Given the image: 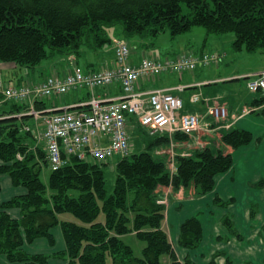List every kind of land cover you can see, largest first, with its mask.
Instances as JSON below:
<instances>
[{"label":"trees","instance_id":"trees-1","mask_svg":"<svg viewBox=\"0 0 264 264\" xmlns=\"http://www.w3.org/2000/svg\"><path fill=\"white\" fill-rule=\"evenodd\" d=\"M119 25V38L149 41L167 31L177 37L201 27L207 40L233 34L231 43L236 52L264 51V0H0V62L35 69L45 60L56 58L80 61L111 45L109 30ZM80 64L76 65L82 67ZM85 69L90 70V66L85 65ZM262 96L251 106L262 107L252 114L264 117ZM83 98L78 103L89 98L88 94ZM1 99L4 96L0 94ZM39 102L37 109L42 107L43 112L46 104ZM5 103L12 107L0 106V176H9L16 188L27 190L26 195L1 206L0 256H5L8 264H49L51 258L68 264H165L164 258H169L170 264H193L189 258L184 262L178 259L163 227L166 207L158 201L168 189L176 194L193 188L197 197L207 195L213 191L216 177L233 167V155L227 149L247 146L254 138L244 129H227L221 132L220 144L214 141L210 147L178 155L173 170L149 152L118 160L114 190L109 195L103 169L74 156L66 155V165L56 171L50 169L48 183L44 182V168L24 147L25 137L19 132L17 117L21 110L13 106L20 103ZM189 137L193 136L176 133L180 141ZM18 154L23 158L17 159ZM252 186L264 188V180ZM222 202L216 198L214 203L224 205ZM13 208L19 209L20 220L7 213ZM66 215L72 220L63 219ZM223 225L243 241L231 218L225 217ZM56 227L64 236L63 252L30 255L25 251L26 245L38 239L55 246L52 229ZM130 238L142 243L140 255L126 242ZM203 239V227L197 218L181 225V248L196 250ZM228 264H232L229 259Z\"/></svg>","mask_w":264,"mask_h":264},{"label":"built area","instance_id":"built-area-1","mask_svg":"<svg viewBox=\"0 0 264 264\" xmlns=\"http://www.w3.org/2000/svg\"><path fill=\"white\" fill-rule=\"evenodd\" d=\"M113 47V64L98 71L74 64L63 76L53 75L21 88L7 85L0 75V94L5 101L23 103L32 99L36 102L61 98L72 91L88 94L89 98L77 105L59 111H45L42 141L54 171L66 165V155L77 157L80 161L94 159L100 163L127 156L131 150L133 122L150 134L169 132L195 136L210 130L212 124L226 120L227 109L224 106L210 105L203 98L201 89L204 83L143 91L139 87L142 81L162 75L193 74L200 68L219 64L220 56L182 55L164 60L146 57L138 65H132V51L127 39H116ZM117 84L121 87L122 96L104 99L96 95L98 91ZM246 85L250 92H261L264 96V71L254 78L248 77ZM189 88L197 90L190 95L191 105H205V113L180 114L184 109L181 94ZM29 114L33 115L32 112Z\"/></svg>","mask_w":264,"mask_h":264},{"label":"crops","instance_id":"crops-1","mask_svg":"<svg viewBox=\"0 0 264 264\" xmlns=\"http://www.w3.org/2000/svg\"><path fill=\"white\" fill-rule=\"evenodd\" d=\"M141 43L138 46L143 47ZM111 52L113 54V50ZM112 54L111 58H109L110 53H105L106 58L104 61H95L94 57L98 58L97 54L87 55L82 58L84 60L81 59L80 61L84 65L90 66L91 71H95L97 65L98 67L111 66V62L113 61ZM146 57L157 58V55L156 53L147 55L144 50L136 47L133 50V56L131 54L130 62L132 65H138ZM80 61H76L73 57L60 58V61H56L54 66L65 63L66 68H60L62 70L60 75L63 76L74 64L76 65L77 62L78 64L81 63ZM17 67L15 64L14 67L0 65V74L3 70L11 71ZM168 75L167 77L162 75L150 81H142L139 87L143 91L204 83L205 85L201 89L203 98L209 101L208 103H211V105H224L229 110L227 119L221 123L216 131L224 132L227 129L236 127L251 132L254 137L253 141L247 146H243L237 150L229 148V152L233 155V167L226 173L219 174L216 177L215 187L207 195L195 197L191 194L192 191L187 189H181L176 194L172 193L170 189L163 193L164 196H167L163 201L166 207V217L163 227L173 244L178 259L184 262L185 259L189 258L193 264H211L213 259H215V264H228V259L232 264H264V234L262 232L264 228V192L252 186L264 180V117L252 114L253 111L260 110V108L251 106L253 100L249 101V103L245 101L243 106L235 108L233 106L234 103L228 102L226 97L218 96V94L211 95L209 93L210 90H205L211 84L205 82L207 79L202 78V74H188V77H185L183 74L178 75L179 78H177V74ZM196 91L194 88H189L181 94V97L186 96L189 101L190 95ZM212 93H216V91H212ZM122 94L121 87L118 84L110 89L96 93L97 96L104 99L122 96ZM86 95V92L72 91L68 96L66 95L60 99L47 100L45 102L46 109L50 110L53 107L62 108L74 105L82 97L85 98ZM28 102H33V100H29ZM184 109L180 112L181 115L202 113L204 107L202 105L197 107L190 106V109H186V112H184ZM258 139H260L259 142L257 141ZM0 184L2 188L0 192V211L2 204L15 197L27 194L25 188H16L11 178L7 175L0 176ZM258 192H262L260 193L261 198H259ZM216 198H220L223 201L234 199L235 202L228 210H224L215 207L214 202ZM253 205L259 206V211L257 208V213H254V215L251 214ZM7 213L14 220H20L21 218L19 209H9ZM226 213H230L231 220L237 231L243 236V241H239L222 224V217ZM194 217L201 222L203 227V242L196 250L183 249L178 244L181 225ZM52 234L56 240L55 246H51L45 239H38L33 244L26 245L24 247L25 251L30 255H54L63 252L65 250V242L61 228L56 227L52 229ZM226 238H228V241L224 240ZM0 261L2 264H8L5 256H0ZM49 264H68V262L51 258Z\"/></svg>","mask_w":264,"mask_h":264},{"label":"rangeland","instance_id":"rangeland-1","mask_svg":"<svg viewBox=\"0 0 264 264\" xmlns=\"http://www.w3.org/2000/svg\"><path fill=\"white\" fill-rule=\"evenodd\" d=\"M121 32H122V28L119 25L109 30V37L112 38L114 41L115 38L120 37ZM233 38H234L233 34H227L220 37L211 36L207 40L206 32L203 28L193 27L189 32L179 35L177 37H172L170 32L167 31L165 34L159 36L154 40L143 41L139 38L127 39V40L130 44L132 56H133V50L136 47L140 50H144L147 55L149 54L153 55L154 53H156L158 60H164L165 58H174V56L177 57L182 55L220 56L219 64L212 65L207 68H200L193 74L194 75L202 74V78L207 79L205 82H209L211 84L207 86L205 90H210L209 93L211 95L218 94V96L226 97V100L228 102L234 103L233 106L236 108L238 106H243L245 104V101H248L249 103V101L262 96L259 93L250 92L246 86V83H247V77L254 78L261 70L264 69V51L249 53L246 50H243L236 52L232 48L231 42ZM140 43L143 45V47L138 46ZM112 50H113V43L111 45H107L103 49V51H101V53L99 51L98 52L99 54L97 53L98 58L94 57L95 61L98 60L104 61V59L106 58L105 53H110V56L109 55L108 56L109 58H111ZM56 61L59 62L60 59L56 58L53 60H45L40 66L36 67L35 69H27L18 66L16 69L13 68V70L11 71L3 70L1 74L6 82H11L12 85H14L15 87L21 88L26 85H31L36 82L42 81L52 76L53 74L60 75V73L62 72L60 68L63 67L65 69L66 65L65 63H62V65L59 64V66H54V63ZM0 65L14 67V64L11 63L0 62ZM80 65L85 69V65L83 62H81ZM96 68H100V66L98 67L97 65ZM167 76L169 75L167 74L164 77ZM176 76L177 78H179L178 75ZM184 76L188 77L187 74H184ZM212 91H216V93H212ZM81 92L83 93L84 91ZM183 100H184V108H185L184 112H186V109H190V106L192 105L189 103L188 98L186 96L183 97ZM0 106L12 107V105H9V103H5L3 99L0 100ZM220 106H224V105H220ZM13 107L14 108L19 107V109L21 110L19 114H21L22 117H19L18 120L20 123L19 132L20 134H22V136L25 137L24 141H26L24 147L28 148L27 150L28 152L34 153L35 160L38 161V163H40L41 168H44L42 172V180L48 183L49 175L52 168L47 162L46 147L44 146L45 144L42 141L43 132L45 130V126H44L45 114H40L42 112V110H40L42 109V107L37 109L36 102L34 104L23 102L20 103V105ZM225 108L227 109V117H228L229 110L227 107ZM31 112L33 115L29 114ZM202 113H205V111L203 110ZM23 116L24 117L27 116L26 118L28 119L23 120L24 119ZM217 124L216 125L212 124L213 127L211 130H204L201 131L198 135L189 137L188 141H180L176 139V134L174 133L171 134L169 132L167 133L162 132V133L150 134V132L147 129L138 128L136 126V123L134 122L133 126L135 127V131L133 130L131 131L132 133L131 144H130L131 150L127 156L121 158H113L109 160L107 163H100L99 161L94 159L86 160L85 163L93 166H98L99 168L103 169L107 178L106 189L108 191V194L111 195L114 190V185L117 175L116 166L118 160L130 158L133 155L140 154L142 152H149L154 154L158 160L165 161L168 164V168L172 170L174 169L175 166L174 160L176 157H178V155H182L184 154V152H189V151L193 152L195 149L204 148L206 146L210 147L212 146L211 144L214 141L220 144L221 132L213 131L219 128L220 125ZM27 127L29 128V130L27 129ZM157 139H161L159 143H156L154 146L149 147L150 144L152 142H155V140ZM32 140H34V144L31 143ZM228 152L229 149H227V153ZM22 158H23L22 155L20 154L17 155V159H22ZM187 190L192 191L191 194L197 197L195 195V190L193 188H189ZM259 191L264 192V188L259 189ZM262 192H258L259 198H261L260 193ZM166 197L167 196H164L162 201H158V204L163 205V201ZM231 200L232 199L223 201L221 199L224 205H217L215 203L214 204L215 207L228 210L231 206H233L235 202L234 199H233L234 201L230 202ZM257 208L259 211V206L256 207L253 205L251 214L253 213L256 214ZM71 217L72 216L70 215L69 216L66 215L63 216V219L72 220ZM225 217L231 218L230 213H226L222 217V224ZM232 224L236 229L233 222ZM236 232L239 234L240 237H243L237 231V229ZM262 232L264 234V230H262ZM126 242L129 245L133 246L136 250V253L140 255L143 246L142 243H140L139 241L133 238L126 239ZM164 259H165V264H170L169 258H164ZM214 260L215 259H213V262Z\"/></svg>","mask_w":264,"mask_h":264}]
</instances>
